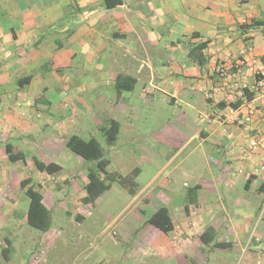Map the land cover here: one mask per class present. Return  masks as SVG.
<instances>
[{"label": "crops", "instance_id": "0c3cea01", "mask_svg": "<svg viewBox=\"0 0 264 264\" xmlns=\"http://www.w3.org/2000/svg\"><path fill=\"white\" fill-rule=\"evenodd\" d=\"M112 2L0 0V245L12 242L4 247L6 261L13 247H27L22 236L38 241V229L28 223L27 187L43 194L52 214V196L65 193L64 210L75 209L82 219L89 215L82 206L95 205L112 189L114 184L85 203L94 161L79 165L81 178L56 144L60 139L68 147L74 134L97 138L93 130L114 119L120 123L117 140L107 145L97 139L110 159L108 172L138 169L133 193L121 185L127 207L138 209L143 201L153 212L166 207L174 223L167 233L172 242L155 245V264H188L192 255L195 264H264V172H257L264 159V91H254L251 70L264 68V0ZM203 41L202 65L189 52ZM244 89L251 98L242 96ZM137 99L156 115L134 113ZM251 108L252 119L244 121ZM141 118H155L156 125L142 130ZM253 138L260 141L257 148ZM7 144L25 160L13 161ZM35 158L61 170L40 171ZM144 166L150 171L141 184ZM24 179H30L25 187ZM19 209L21 219L10 223ZM52 226L44 232L48 239ZM208 226L207 238H215L205 243ZM150 245L138 242L128 255L148 261L143 250ZM220 250L237 251L239 258Z\"/></svg>", "mask_w": 264, "mask_h": 264}, {"label": "rangeland", "instance_id": "374dc122", "mask_svg": "<svg viewBox=\"0 0 264 264\" xmlns=\"http://www.w3.org/2000/svg\"><path fill=\"white\" fill-rule=\"evenodd\" d=\"M137 101L138 107L133 111L134 113H137L138 109H140L138 114L141 116L150 113L154 116L156 115V110L150 111L149 108L151 107L142 104L138 99ZM81 108L85 111L89 110L86 105L84 107L81 106ZM129 113H131L130 109ZM154 119L151 118L149 121H146L144 118H141L138 123L139 127L142 130H146L147 126H155ZM97 129L93 130L94 136L104 141L105 134L102 130ZM56 147L62 150V159H66L67 156L70 157V166L78 168L77 172L79 173V177H81L83 171L79 165L87 161L81 160L76 153L66 147L63 140H57ZM195 158L196 155L189 156V160L184 162L185 166L191 164ZM89 164L91 168H96V162H89ZM144 167L143 176L138 179L141 184H144L150 171L148 166ZM68 172L71 173V171ZM183 177L187 178L186 181L190 180L188 175H183ZM113 184L112 189L107 191L95 205L82 206L83 212L85 214L89 213L84 219L79 216L77 217L78 212H75V209L72 213H66L64 210L66 204L64 200L65 193L60 192L59 198L52 196V199H55L51 205L53 226L50 234L52 238H46V234L40 230H36L39 233L36 243L32 242L35 239L30 240V236L33 234L26 237L22 236L24 242H27L28 245L25 248L17 247L15 249L13 247L9 254L10 262L6 261V255L3 251L4 247L8 245L3 243L2 246L0 245L2 250H0V264H91L95 259H100L105 264H155L153 261L160 259L156 252H154L155 245L172 242L171 236L143 218L144 215L150 216L153 212L154 207L152 205L143 201L137 205L138 209L133 210L131 206L127 207L129 204V200H127L129 197L128 193L118 182H114ZM12 189L14 192H18L19 190L15 186ZM180 189H184L183 185H181ZM166 193L169 194L167 191ZM72 204L75 205V202ZM20 219L21 211L19 213L17 211L15 215H9L8 221L13 224ZM7 229L8 227L6 226L3 230ZM138 242L141 244H151L147 247V250H143L144 253L150 254L148 261L144 257H141V260L138 261L137 256L128 255ZM262 246L264 248V242ZM251 248H254L253 244ZM218 252L229 258H233L232 255H237L236 259L239 258L237 251L220 250ZM195 257L193 255L188 256V264H195L197 259ZM158 264L164 263L161 261ZM209 264H216V261L211 260Z\"/></svg>", "mask_w": 264, "mask_h": 264}, {"label": "trees", "instance_id": "16d2710c", "mask_svg": "<svg viewBox=\"0 0 264 264\" xmlns=\"http://www.w3.org/2000/svg\"><path fill=\"white\" fill-rule=\"evenodd\" d=\"M106 2L107 6L109 7L116 4L114 2L110 3V0H106ZM207 44V41L195 44L189 52L190 56L202 65L207 61V58L203 53V50L207 46ZM122 77L123 76H121V78ZM118 79L120 81V78ZM133 84L130 86L133 87ZM117 88L119 91L125 90V87L123 86L118 85ZM244 94L246 95V98L252 97V94L249 93V90L244 89ZM232 105L237 106L236 103H232ZM102 131L105 134L106 144L112 145L118 138L120 132V123L117 120L113 119L107 126L103 127ZM67 146L83 159L96 162V168H91L88 172L89 181L85 186L87 195L83 197V201L85 203H94L102 193H104L112 186L114 182H118L124 188L128 189L131 193L134 192L135 189L132 187V184L133 179L138 174V169L128 175H122L119 172H108L106 170V167L109 164L110 159L106 157L105 148L97 138L91 137L89 139H84L81 136L74 134L68 138ZM7 152L9 153L10 158L13 161H17L20 159L25 160L23 153L14 152L13 147L10 144H7ZM34 163L40 171L54 173L61 170L60 165L54 162L45 163L39 158H35ZM101 172L105 173V175L102 176ZM29 183L30 179H24L22 181V186L25 187ZM26 194L29 198L28 223L30 224V226L42 232L48 231L53 224V217L51 210L43 203V194L33 185L26 188ZM147 221L159 230L166 233L174 229V223L171 218V214L166 207L158 208L155 212H153L152 215L147 218ZM210 230L211 227L208 226L205 229V232L201 235V239L205 243H210L215 238V235H212L209 239L207 238L206 235L208 234V232H210ZM7 244L10 246L12 245V242L10 240H7ZM3 251L7 257V252L9 250L5 248L3 249Z\"/></svg>", "mask_w": 264, "mask_h": 264}, {"label": "built area", "instance_id": "2783aa9c", "mask_svg": "<svg viewBox=\"0 0 264 264\" xmlns=\"http://www.w3.org/2000/svg\"><path fill=\"white\" fill-rule=\"evenodd\" d=\"M251 70L257 75L256 83L254 87V91H264V68L263 67H255V65H251ZM221 75L226 74V68L220 69ZM242 96H244V93H242ZM255 113V108H251L249 110V113L244 117V121H250L252 119L253 114ZM260 145V141L257 138H253L251 140V146L253 148H257ZM257 172H264V159L259 164L257 168Z\"/></svg>", "mask_w": 264, "mask_h": 264}]
</instances>
